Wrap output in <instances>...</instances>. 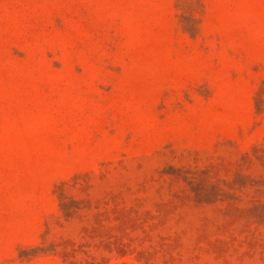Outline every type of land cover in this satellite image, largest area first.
I'll use <instances>...</instances> for the list:
<instances>
[{"label": "rangeland", "instance_id": "obj_1", "mask_svg": "<svg viewBox=\"0 0 264 264\" xmlns=\"http://www.w3.org/2000/svg\"><path fill=\"white\" fill-rule=\"evenodd\" d=\"M0 264H264V0H0Z\"/></svg>", "mask_w": 264, "mask_h": 264}]
</instances>
